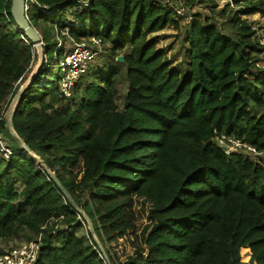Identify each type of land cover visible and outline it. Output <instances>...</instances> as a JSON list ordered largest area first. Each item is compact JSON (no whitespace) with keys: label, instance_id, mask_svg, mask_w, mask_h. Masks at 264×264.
I'll use <instances>...</instances> for the list:
<instances>
[{"label":"trees","instance_id":"1","mask_svg":"<svg viewBox=\"0 0 264 264\" xmlns=\"http://www.w3.org/2000/svg\"><path fill=\"white\" fill-rule=\"evenodd\" d=\"M195 1L224 22L196 16L186 25L154 0L27 3L42 48L50 33L67 40L60 34L67 29L75 42L101 39L102 52L113 60L109 71H97L88 85L76 83L65 98L59 53L53 77L42 83L38 71L12 117L19 140L87 215L93 237L8 132L4 111L37 53L11 17V0H0V130L14 152L8 162L0 159V241L40 237L34 264H105L95 237L111 264H242L240 250L243 261L250 251V264H264V165L226 156L211 141L216 131L264 151V67L257 66L264 46L241 19L264 16V0ZM218 1L226 3L215 11ZM181 24L188 75L148 40ZM138 202L147 204L141 230ZM127 235L144 248L116 261L111 246Z\"/></svg>","mask_w":264,"mask_h":264},{"label":"rangeland","instance_id":"2","mask_svg":"<svg viewBox=\"0 0 264 264\" xmlns=\"http://www.w3.org/2000/svg\"><path fill=\"white\" fill-rule=\"evenodd\" d=\"M229 1V0H227ZM226 1H218L217 8L215 11H219L223 6L225 5ZM186 8L189 12V14L192 16V18L196 16L200 17H214L215 22L217 24L223 23L224 20L220 19L217 15H213L211 10L206 7L205 4L198 3V2H191V0H185ZM230 8L233 10H237L238 8L230 5ZM66 14V13H65ZM69 16V12L66 14V17ZM242 20H247L248 23L251 25V27H255L256 29H260V33L264 34V16L262 14L257 13L249 16H243L241 15ZM68 23H73L72 18H68ZM56 38L53 37V35L50 33V35L45 40V48H43L44 53H42L40 56L37 55L36 60L31 64V69L28 73H26L24 80L19 84V88L23 84H28L29 79L31 77H34L37 72L39 71L38 77L44 78L42 80V83L46 80V77L51 79L53 77V74L55 73V70L57 68L56 64V56L60 53L62 57L66 55V53L70 52L72 49V45L66 40H62L61 38L58 39V45H60L58 48L56 45L57 41ZM148 40L155 41L156 47L159 51H162L166 57H168L172 63V66L179 72L184 75H188L190 73V67H189V53H188V45L186 43V37L184 34V27L183 24L180 25V28L178 30H175L173 27H167L164 31L150 35L148 37ZM104 50V47H103ZM113 63V60H111V57L106 53V51L96 60V62L92 65L89 73H87L80 81L77 82V84H82L83 86L88 85L90 83V77L94 75L97 71L100 70H107L109 71L111 69V64ZM40 69V70H39ZM122 71L125 74V66H122ZM19 83V82H18ZM126 89V82L125 80H122L120 86H119V94L116 100V103L119 107V109H122L123 106V94ZM13 99V98H12ZM12 99L8 103L5 111H4V118L7 117L9 106L12 102ZM4 138L9 143V138L6 133H3ZM10 144V143H9ZM18 188V187H17ZM21 188H18L20 190ZM147 204H142L141 202L137 203L136 207V215L138 218V227L141 230L148 222L146 220L145 210H146ZM79 235L82 234V232L78 233ZM96 239V237H95ZM21 242H24V240H12L10 242H3L0 241V253L8 250L10 247L15 246ZM144 246L139 242L137 239H135L134 235H127L126 237L117 240L114 242L111 246V252L113 254V257L116 261L122 262L124 259L133 254L137 249H143ZM240 261L242 264H250L249 258L250 253L248 251V254H245L247 257L246 261H243V254L240 250Z\"/></svg>","mask_w":264,"mask_h":264},{"label":"built area","instance_id":"3","mask_svg":"<svg viewBox=\"0 0 264 264\" xmlns=\"http://www.w3.org/2000/svg\"><path fill=\"white\" fill-rule=\"evenodd\" d=\"M161 5L173 11L175 17L181 19L184 24L190 23L193 20L189 14L185 0H154ZM72 23H67L71 25ZM258 37L259 44L264 46V34L260 33V29L251 27ZM66 37V42L72 45L70 52L66 53L63 59L59 61V69L62 78L59 83L60 93L65 98H70L73 93L75 84L84 77L96 60L102 55V41L97 37H89L82 39L80 42H75L68 36L67 29L60 33ZM59 36H56L57 47ZM42 47L44 44L42 42ZM260 61L257 62L258 67H264V51L259 56ZM212 143L222 150L224 155H241L256 163L264 165V151L257 150L254 146L248 143L245 138H236L223 133L214 131V136L211 139ZM14 156L11 145L6 141L0 130V159L10 161ZM40 237L30 241L21 242L8 250L0 253V264H34L40 249Z\"/></svg>","mask_w":264,"mask_h":264},{"label":"water","instance_id":"4","mask_svg":"<svg viewBox=\"0 0 264 264\" xmlns=\"http://www.w3.org/2000/svg\"><path fill=\"white\" fill-rule=\"evenodd\" d=\"M29 1H31L33 3L36 2V0H11L10 14H11V17H12L15 25L17 26V28L23 32L26 39L32 43V45L35 48L38 56H40L42 53H44V50L42 48V42H43L42 38H41L40 34L36 31V29L30 25V23L27 19V16H26V11L28 10L27 3ZM116 61L119 63H122L123 62V56H118L116 58ZM32 79H33V77H31L29 79L28 84H23L19 88V90L16 92V94L14 95V97L12 99V102H11L9 109H8L7 117L5 118L8 132L12 137L16 138L19 141L22 150L35 159L36 165L39 166L45 172L47 177L56 185V187L61 190L63 196L74 206V208L76 209L78 214L84 219L85 224L87 226V230L94 237V229H93L92 223L89 220V218L87 217V215L84 214V212L82 210H80L73 203V200L71 199L70 195L65 191V189L61 185L60 181L55 176V173L52 172L39 157H37L34 153H32L26 144H24L21 140H19L15 131L13 130V127H12L13 113L16 109V106L18 104V100H19L21 93L32 82ZM95 242L98 246L99 252H100L105 264H111V261L108 258L103 246L96 239H95Z\"/></svg>","mask_w":264,"mask_h":264},{"label":"crops","instance_id":"5","mask_svg":"<svg viewBox=\"0 0 264 264\" xmlns=\"http://www.w3.org/2000/svg\"><path fill=\"white\" fill-rule=\"evenodd\" d=\"M158 34V33H157ZM154 35V34H153ZM248 248V247H247ZM249 249V248H248ZM249 253H250V251H249Z\"/></svg>","mask_w":264,"mask_h":264}]
</instances>
